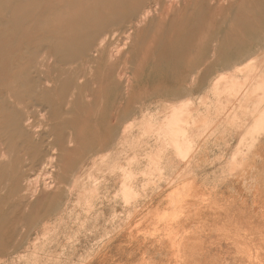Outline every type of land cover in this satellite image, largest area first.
Wrapping results in <instances>:
<instances>
[{"label":"bare ground","instance_id":"obj_1","mask_svg":"<svg viewBox=\"0 0 264 264\" xmlns=\"http://www.w3.org/2000/svg\"><path fill=\"white\" fill-rule=\"evenodd\" d=\"M113 1L119 10L114 18L103 20L101 24L96 23L93 28L77 40L73 38L64 40V43L67 44L62 47L64 52V62L62 63L67 66V72H74L77 64H86L84 57L95 60L99 58L100 61L103 52L107 49V32L102 33L103 35L98 39V43L90 50L91 43L95 40L97 33L105 30V26H115L123 16L132 17L125 28L121 47L118 45L116 47L117 51L125 47V44L131 38L133 29L144 25L149 31L151 27L154 28L156 21L160 22L162 20L170 22V26L166 30L164 29V35L168 40H166V46L164 44L163 47L169 50L172 43L177 44L172 42L170 37L171 26L176 23L178 24V33L184 30V39L179 42V53L182 55L188 47L192 49L189 53H194L195 58L200 49L203 50V47H205L206 38L209 37L208 32L215 25L214 18L221 15L224 10H229L233 0H230V2L228 0H154L152 3L149 0L150 2H146L147 4L138 15H134V13H136V9L139 8V3L142 0H137L136 4L126 10H124L121 0ZM208 10L211 20L210 24L207 26L206 23L204 27L201 24L203 22L202 17L205 16ZM195 11L198 15L194 30L195 41L189 42L186 37L187 28L185 24ZM92 12L99 17L97 9L94 8ZM222 21H224V17H222ZM115 34L113 35L115 36ZM235 35V31L228 24L225 35L227 42ZM69 41H74V43L69 45ZM210 41L211 46L208 55L202 59L203 65L196 66L190 72L188 83H184L182 81L184 79L180 80V82L182 81L181 89L177 93H173L167 101L168 105H164L160 109L161 115H156L153 110L154 112L141 113L142 116L137 119L136 116H132L126 111L129 104L127 103L128 98L135 93V89L130 88L132 85L130 79L123 82L122 74L118 71L115 74V79L111 82L112 90L108 99H106L107 95H102L101 88L98 90V95L95 94L94 89H90L88 93H86L85 88L82 89L84 110L90 112L87 111L88 114L85 113L78 120L82 123L94 120L99 124V138L95 145L98 149L93 150L99 151L96 155L98 158L93 162L90 161L91 170L86 175L87 181L91 179V188H87L89 193H93L96 188L100 193L98 198L101 202H99V199L97 200L100 203H98L99 208L95 210L96 208L93 206L94 210H92V205L84 201L88 205L85 204L86 206H84L83 204L84 207L81 208L79 213L77 211V215L82 214L81 216H83V220L79 218L78 223H74L78 227L75 226L76 229L84 231L81 237L82 243L79 238H71L75 235L78 236V234L72 235L74 230L76 231L75 228L71 234L72 236L69 232V234L65 232L70 238L55 236V240L51 241L53 242L51 246H48L45 241L46 236L43 232L42 237L34 238L31 241L32 243L29 242L30 245L26 244L28 249L24 253H20L19 256L17 255L15 261L12 259L13 261L5 262V264H13V262L14 264H133V261H136L137 257L141 258V256L143 258L144 256L149 257L147 259L149 262H143V264H214V260L215 264H223L217 258L218 256L231 257L232 260L228 264H235V257L228 253L215 256L214 259V253L218 249L214 241L220 240L222 235L225 238L227 236L234 238V243L237 242L235 239L239 240L235 246H238L237 248H240V250L242 249L241 252L245 250L241 256L246 257V260L247 254H250L248 255L249 260L254 257L253 253L250 252L252 251L251 248H256L255 251L259 252L257 248L261 249L262 247L255 244L259 241L264 242V240H261L264 236V229L262 226L252 227L251 224L258 219L264 220V25L258 36L250 38L249 41L243 37L242 45L238 46L236 50H234L236 47H232L233 43L232 45L229 44L226 50L223 51L219 50L218 41L217 44H213V38ZM192 44L193 46H191ZM155 45L158 44L152 42L149 46L151 53H155ZM88 50L90 51L87 53ZM151 60L153 64V57ZM220 60L224 62L217 68L208 88H205V93L208 96L200 97V93L197 96L200 75L210 73L212 67L219 64ZM107 61L111 64L113 58L108 55ZM181 76L183 77L182 74ZM87 77L88 74L82 73L68 78L70 81L73 80L72 87L67 90L66 110L68 112H74L75 103L81 92V88L78 87L85 85ZM120 83L123 85L121 90L118 88ZM153 109H157V107ZM156 112L158 111L156 110ZM17 117H12L8 128L19 138L29 137L32 133L29 121L22 116ZM106 128L108 134L103 131ZM72 136L73 132L69 129L68 143L71 142ZM136 137L138 138L137 141L140 140L137 145ZM150 142L151 146L148 147ZM122 146L123 148H121ZM136 148H138V152ZM89 151L91 150L89 149ZM131 151L134 152L132 158L127 157L129 160L126 159L125 163H121V157L124 158V154ZM208 152L212 153L209 154L210 157ZM37 153L36 151L33 155H37ZM52 158H54L53 155H49L40 165H36L31 173L23 174V178L28 182L27 186L24 189L22 185H19L15 191L29 190L28 184L37 176V171L45 168V171L49 170L51 173L53 170V166L51 167ZM145 160L148 161V163L145 162V165L148 166L151 172H148L149 169L144 172L143 168V171L134 168L135 166L139 167V164ZM6 161L7 155L3 151L0 153V165H3ZM208 168H210V172L206 170ZM152 169L154 173H152ZM92 170L97 171L96 178L91 173ZM49 175L46 178H41V180L43 178L46 180L40 188L36 186L32 190L33 196L38 193L41 194V192H47L52 188L55 181ZM81 175L84 176L85 173ZM180 178H184L183 184L186 186L185 190H182L185 195L182 196L188 198L182 197L184 198L182 200L180 197L177 200L178 207L183 213L182 219L174 223L162 221L151 232L149 231L150 233L135 234L131 225H128L131 216L135 215L133 210L144 206H146L145 208H161L169 201L175 202L174 199H171V195L173 197L174 193L171 192L173 194L168 195L166 192L171 190L168 191L166 187L178 184ZM80 181V176L74 177L72 181L68 179L66 193L69 196L71 192L79 187L78 192L80 194L76 195H81L79 200L82 202L81 197H85L84 194L86 193L84 190L86 182L81 185ZM180 193L178 194L180 195ZM89 199H91V196ZM93 200L97 202L96 198ZM75 202L77 201L75 200ZM75 202L68 206L73 205L72 207H74ZM117 203L122 207H120L119 212L116 211ZM75 206L77 210L79 204ZM57 208L58 206H55L54 210H57ZM54 210H52L53 214H55ZM67 211L69 212V210ZM175 214L173 213V215ZM103 215H108L109 218L107 224L103 225L105 227L97 225L98 219L101 218L102 221V218H104ZM66 216L64 214L65 218H67ZM87 216L91 217L89 218L91 228H88V225L86 226L88 218L84 217ZM119 216L125 219L122 225L117 222ZM159 219L161 218L159 217ZM69 220L71 219L67 221ZM72 220H74V217ZM56 221H54L55 224ZM72 222L74 221H71L69 229L72 227ZM43 225L45 226V224ZM51 225L48 226L51 227ZM108 225L110 232L112 231L111 234L110 232L106 233ZM65 226H63L64 231ZM38 229L36 228V230ZM137 231L139 232L138 229ZM91 233L98 235L95 236L96 240L90 244L88 241L92 239ZM50 234L48 235L50 236ZM33 237L35 235L31 238ZM52 238H48L47 241ZM240 242H242L241 246ZM237 248L235 253L239 251ZM79 249H83V252L74 259V252ZM241 252L237 254L239 255ZM69 253H71V256ZM255 254V258L257 256V258L262 259V254ZM257 258L256 260L259 262L260 259ZM252 262H254V259H252ZM136 263L139 264L137 261Z\"/></svg>","mask_w":264,"mask_h":264},{"label":"rangeland","instance_id":"obj_2","mask_svg":"<svg viewBox=\"0 0 264 264\" xmlns=\"http://www.w3.org/2000/svg\"><path fill=\"white\" fill-rule=\"evenodd\" d=\"M121 1L124 10L137 2V0ZM150 1L152 3L154 0ZM150 1L142 0L134 15H138V13L143 10V7ZM228 2H230V0H228ZM94 8L99 11V17L93 14L92 11ZM118 12V7L114 5L113 0H0V153L4 151L7 155L6 163L0 165V264H5V262H9L12 259L15 261L20 253H24L28 249V245H30L29 242L33 241L34 238L38 239L42 237L43 234L46 236L45 241L48 246L52 245L53 242L51 241H54L56 237L63 236L62 238H70L68 234H72L78 223V219H82L83 217L81 216L82 214L77 215L81 208L88 204H91L92 207L94 206L96 208L95 210L99 208L98 203L101 202V200L98 198V195L100 197L98 188H96L93 193H89L87 188H91V179L88 180L89 182L86 179L88 171L91 170V162L98 158L96 155L99 151L93 150L98 149L95 145L99 138V124L94 120H89L85 123L78 120L79 117H83L85 113L88 114V112H90L84 110L82 103L83 88L86 89V93L90 92V89H94L97 95L99 94V88H101L102 95H107L108 97H106V99H108L112 90L110 86L111 82L115 79V74L118 71V73L120 72L122 74L123 82H125L126 79H130L132 82L130 88L132 87V89H135V93L128 98L127 103L129 104L127 105L126 111L132 114V116H136L137 119L147 111L152 112L154 110L155 112H153L156 113V115H161L160 109L164 105H168L167 101H169L173 93L175 94L181 89L182 81L188 83L190 80V72L196 66L203 65L202 59L208 55L207 53L211 46L210 40L212 38L213 44H217L218 41L219 50L225 51L226 47L229 44L232 45V43V47H236L234 48V50H236L238 46L242 45L243 37L245 40L249 41L250 38L258 36L264 25V0H233L229 10H224L221 15L214 18L215 25H213L210 32H208L209 37L206 38L207 42L204 44L205 47H203V50L200 49L199 53L194 58L195 54H190L189 51L192 49L188 47L185 53L182 55L179 53V42H182L184 39V30L178 33V24L176 23L171 26L170 37L171 41L177 44L172 43L169 50L163 47L164 44L166 46V40H168L166 39V35H164V29L166 30L168 26H170V22L162 20L160 22L156 21L154 28L151 27L149 31H147V27L144 25L133 29L131 38L125 44V47L117 51L116 47L117 45H121L123 41L122 37L126 30L125 28L132 17L123 16L115 26H105V30L97 33L95 40L91 43L92 46L90 50L98 43L100 36L107 32V49L103 52L102 59L99 61V58L95 60L84 57L86 64H77L74 72H67V66L62 63L64 62L62 47L64 44H67L64 43V40L68 38H73L75 40L81 38L89 29L93 28L96 23L101 24L103 20L114 18ZM209 14L210 12L208 10L205 16L202 17L203 22H201V24L204 27L206 23L207 26L210 24L211 18ZM222 17H224V21H222ZM197 21L198 15H196L195 11L190 15L185 24L187 28L186 37L189 42L195 41L194 30ZM201 24H199V26H201ZM228 24L236 34L232 39H229V42L225 39ZM113 34H115V36ZM152 42L158 44L154 46L155 53H151L149 50V46ZM73 43L74 41L68 42L69 45ZM193 44L191 46H193ZM90 50H88L87 53ZM108 55L113 58L111 64L108 61V63L106 62ZM152 57L154 59L153 64L151 60ZM223 62V60H220L219 64L212 67L210 73L200 75L197 96H199V93L200 97L208 96L205 93V88H208L210 81L215 76L217 68H219ZM82 73L88 74V77L84 83L85 85L78 87L81 88V92L79 93L80 95L77 93L79 97L75 103V110L73 113H70L66 110V99L67 90L72 87L73 80L70 81L68 78L73 77L75 74L78 75ZM181 79L184 80L180 82ZM118 88H120L119 90L123 89V85L120 83ZM155 107H157V109H153ZM156 110L158 112H156ZM13 116H18L17 118L21 116L27 118V121H29L32 127V133L29 137L19 138L8 128L9 121ZM69 129L73 132L70 142L72 144L68 143ZM103 131L107 133L108 129L106 128ZM137 139L136 137V145L140 142V140L137 141ZM150 146L151 142L148 147ZM121 148H123V146ZM89 149L91 151H89ZM36 151L38 152L37 155H33ZM136 151L138 152V148H136ZM133 153L132 151L128 152L129 155L123 153L125 157L122 158V156L121 160L123 161L120 160V162L125 163L129 160V157L132 158ZM209 154L211 155L212 153L208 152V156L210 157ZM49 155H53L54 157L51 163L53 170L51 173L49 170L45 171V168L37 171V178L34 177V179L29 182V190L25 191L24 189L28 182H26V179L23 178L22 175L31 173V171L36 168V165H40ZM145 162L148 163V161L145 160L139 164V167L134 164V168H137L136 170L139 168L138 171L143 168L144 172H147L149 168L145 165ZM142 163L146 168L142 167ZM209 169L210 168L206 170L208 171ZM96 172V170L91 171V173L95 175V178L97 177ZM148 172H151L150 169ZM82 173H85V175H81ZM152 173H154L153 169ZM48 175L55 181L52 188L47 192H41V194L38 193L33 196L32 190L36 188V186L40 188ZM79 176L81 185L83 182H86L85 189L83 188L86 192H84L85 197H81L83 203L79 200L81 195H76L80 194V192H78L79 187L71 192L69 196L66 193L68 179L72 181L74 177L76 178ZM42 177L45 178L41 180ZM179 181L178 184L176 183L166 187L168 191L171 190L166 192L168 195L174 193L175 197L171 195V199H174L176 203L169 201L172 205L168 202L166 205L161 206L162 210L158 207L145 208L146 206L142 208L139 206L141 209L137 207L133 210L135 211L133 212L135 215L131 214L132 218L130 219V223L128 222V225H131L135 234L150 233L152 229L162 221L174 223L182 219L183 213L178 207L177 200L180 199V197L188 198L187 196H182L185 195V192L182 190L186 188L185 184H183L184 178H180ZM19 185H22L24 189L15 191L16 187ZM179 189L182 191V194ZM178 193H180L181 196ZM88 196H91V199H89ZM94 198H96V201L99 199V202H94ZM184 198H182V200ZM84 201H87L88 204ZM73 202H75L74 207H72L73 205L69 207L68 205L73 204ZM76 204H79L77 210ZM117 204L116 211L119 212L122 207ZM55 206H58V208L61 207L59 210L58 208L54 210ZM94 207L92 210H94ZM136 209L138 210L136 211ZM52 210H54L55 214L52 213ZM67 210H69V212ZM74 213L76 214L75 216ZM173 213L176 214L173 215ZM64 214L65 216L68 215L66 216L67 218L64 217ZM77 216L79 217L76 218ZM73 217L74 220H72ZM103 217L102 221L101 218L98 219V226L102 225L101 227H105L103 225L107 224L109 219L108 215H103ZM159 217L161 219H159ZM84 218H88V224L86 222V226L88 225V228H91L92 225L89 219L91 217L87 216ZM149 218L152 220L150 221ZM68 219L71 220L67 221ZM140 219L143 223L140 222ZM54 221H56V224ZM71 221L74 222H72V227L69 229ZM124 221V217H118V223L122 225ZM147 221L150 222L148 223ZM75 222L76 224H74ZM146 222L148 226H146ZM154 222L155 224H153ZM43 224H45V226ZM48 225H51V227ZM63 226H65V231L63 230ZM251 226L255 228L262 226L264 229V220H255ZM36 228L39 229L36 230ZM76 228L78 227L76 226ZM106 230V233L110 232L109 225L106 227ZM76 231L74 230L75 233L73 232L72 235L78 234V236L71 235V238H79L82 243L81 237L84 231L78 229H76ZM65 232L69 233L66 234ZM48 234H50V236ZM58 234L60 235L58 236ZM254 234L256 233L254 232ZM34 235L35 237L31 238ZM96 235L98 234L93 235L91 233L92 239L88 241L90 244L96 240ZM223 236L224 235H222L220 240L214 241V244H216L218 248L214 253V259L215 256L217 257L218 255H225L228 253L235 257V264H246L249 261L251 262L247 264H253L254 262V264L259 262L264 264V242H256L255 245L258 244V246L263 248H257L259 252L255 251L256 248H251L252 251L250 252L251 254L253 253L252 255L254 256L252 257L254 262H252V259L249 260L248 258L250 254H247L246 260V257L241 256L243 255L242 252L245 250L241 252L242 249L240 250V248H237L238 246H235L239 240L235 239V241H237L235 244L233 242L234 238L230 236L229 238L227 236L226 238H228V240ZM48 238L52 239L47 241ZM261 240H264V236ZM240 243L241 246L242 242ZM236 248L237 250L239 249L237 253L241 252V254L238 255L235 253ZM50 249H52V247H50ZM82 250L83 249L76 250L73 255L75 258H73L76 259L79 257L77 255L81 254L83 252ZM255 253H259V255L262 254L263 257L261 255V258L263 260L260 259L258 255L259 258H257V256L256 258L261 261L259 260V262H257L258 260L255 258ZM69 254L71 256V253ZM148 258L146 256H144V258L141 256V258L137 257L136 261L139 262V264H143V262L148 261ZM217 258L221 260L223 264H228L232 260L231 257L218 256ZM136 261L134 260L133 264L134 262L137 264Z\"/></svg>","mask_w":264,"mask_h":264},{"label":"crops","instance_id":"obj_3","mask_svg":"<svg viewBox=\"0 0 264 264\" xmlns=\"http://www.w3.org/2000/svg\"><path fill=\"white\" fill-rule=\"evenodd\" d=\"M144 165V164H143Z\"/></svg>","mask_w":264,"mask_h":264}]
</instances>
